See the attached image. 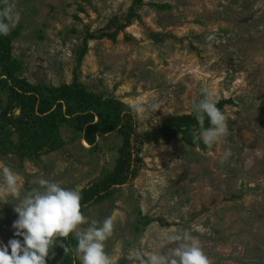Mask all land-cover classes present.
Segmentation results:
<instances>
[{
  "label": "rangeland",
  "instance_id": "rangeland-1",
  "mask_svg": "<svg viewBox=\"0 0 264 264\" xmlns=\"http://www.w3.org/2000/svg\"><path fill=\"white\" fill-rule=\"evenodd\" d=\"M133 1L0 0L1 8L11 6L18 16L6 43L14 77L59 88L76 74L91 94L134 109L139 136L159 131L171 117L186 119L166 137L135 144L131 152L139 150L143 161L136 178L115 186L111 199L82 207L89 221L113 220L105 242L113 264H139L141 250L170 254L176 244L168 237L184 230L199 240L211 264H264V0H145L141 19L115 42H88L77 70L87 33L114 32ZM152 32L161 40L152 39ZM0 74V104L7 108L13 81L5 65ZM205 87L215 92L229 128L212 147L194 139L200 126L193 106ZM66 124L58 151L28 160L0 154V169L10 167L19 176L21 196L39 188L40 178L81 194L113 172L123 155V133L99 137L93 151ZM0 198L7 202L0 203V242L7 244L16 238L18 200L7 193ZM75 241L70 236L68 243ZM66 242L54 248L58 264H73L72 250L65 253L60 245L68 247Z\"/></svg>",
  "mask_w": 264,
  "mask_h": 264
},
{
  "label": "trees",
  "instance_id": "trees-1",
  "mask_svg": "<svg viewBox=\"0 0 264 264\" xmlns=\"http://www.w3.org/2000/svg\"><path fill=\"white\" fill-rule=\"evenodd\" d=\"M10 1L8 0L9 3ZM144 1H133L124 22L116 27L114 32L104 33L98 37L87 33L79 50L77 70L88 53V42L102 39L115 42L119 34L130 27L134 20L141 19L138 9L144 5ZM151 6L158 10L171 8L167 4H151ZM0 9H2L1 6ZM112 24L116 26L117 19ZM150 37L155 41L162 38L153 32L150 33ZM7 38L8 36L0 37V65L6 66L7 76L13 81L14 94L7 108H2L0 104V154H12L21 160H28L32 157L39 158L45 151H58L64 146L59 130L67 125L66 122L77 130L79 137L86 140L93 151L98 148L99 137L103 138L118 132L123 133L125 137L123 155L113 172L102 181H97L93 186L82 190V207L89 203L97 205L111 199L114 196L112 189L115 186L124 185L136 178L137 169L143 161L139 156V150L136 154L131 152L135 144L143 145L145 142L166 137L177 125L184 124L186 121L184 117H171L165 121L159 131L139 136L134 109L120 101L91 94L83 84L79 83L76 74L72 84L59 88L34 86L23 79L15 78V68L9 65L12 49L10 44H6ZM2 77L3 75L0 74V87H4ZM82 131L83 136L80 134ZM15 135H17V142L13 140ZM132 137H136L138 143H134ZM6 150L8 151L5 152ZM133 166H135L134 169H132ZM105 185L106 187H103ZM68 240L69 238L64 242L67 241L66 243L69 244ZM76 243L75 241L69 244L68 248L73 252L70 255L73 264H81L76 259ZM53 256L48 259L47 264H58Z\"/></svg>",
  "mask_w": 264,
  "mask_h": 264
},
{
  "label": "clouds",
  "instance_id": "clouds-1",
  "mask_svg": "<svg viewBox=\"0 0 264 264\" xmlns=\"http://www.w3.org/2000/svg\"><path fill=\"white\" fill-rule=\"evenodd\" d=\"M16 22L18 16L14 17L11 6L0 9V37L9 35ZM201 94L203 98L193 106L200 126L199 132L194 133V139L212 147L228 136L227 117L217 107L213 90L205 87L201 89ZM0 174V193H7L18 200L13 204L18 215L12 225L16 238L7 244L0 242V264H47L54 255L57 241L70 236L76 239L75 253L81 264H113L111 256L105 251V242L114 231L113 220L107 218L102 223L89 221L82 213V196L77 190L40 178L39 188L21 196L18 174L7 166L0 169ZM0 203L7 202L0 198ZM85 224L87 227L82 230L81 226ZM168 239L176 244L170 254L141 250L136 256L139 264H211L191 231L184 230ZM60 245L65 253L69 251L67 246Z\"/></svg>",
  "mask_w": 264,
  "mask_h": 264
}]
</instances>
